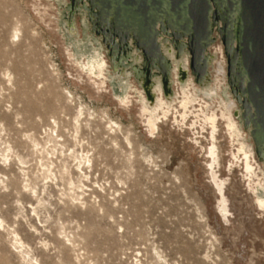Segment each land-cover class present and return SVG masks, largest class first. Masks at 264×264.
Instances as JSON below:
<instances>
[{
    "label": "rangeland",
    "instance_id": "1",
    "mask_svg": "<svg viewBox=\"0 0 264 264\" xmlns=\"http://www.w3.org/2000/svg\"><path fill=\"white\" fill-rule=\"evenodd\" d=\"M70 5L0 0V150L12 148L6 165L0 159V264H264V200L256 197L258 186L264 191L257 167L263 170L264 158L230 85L226 53V90L258 161L247 167L248 152L226 136L220 110L206 111L209 97L195 98L176 82L174 95L153 92L147 100L133 66L115 69L85 9L73 16L75 26L67 25ZM214 39L204 83L190 58L202 94L213 81L211 49L219 43L225 49L218 32ZM94 50L107 66L86 72L74 62L79 56H68L86 59ZM157 74L155 88L163 84ZM52 127L65 148L58 146L57 155ZM73 154L83 157L85 175ZM49 159L55 173L45 179Z\"/></svg>",
    "mask_w": 264,
    "mask_h": 264
},
{
    "label": "water",
    "instance_id": "2",
    "mask_svg": "<svg viewBox=\"0 0 264 264\" xmlns=\"http://www.w3.org/2000/svg\"><path fill=\"white\" fill-rule=\"evenodd\" d=\"M101 16L113 15L116 32H134L138 46L160 54L158 22L165 18L176 38L189 37L186 49L198 78L207 75V48L214 43L213 25L225 45L230 85L252 128L257 152L264 149V0H94ZM216 8L214 10L213 8ZM137 68V67H136ZM135 69V66H134Z\"/></svg>",
    "mask_w": 264,
    "mask_h": 264
},
{
    "label": "bare ground",
    "instance_id": "3",
    "mask_svg": "<svg viewBox=\"0 0 264 264\" xmlns=\"http://www.w3.org/2000/svg\"><path fill=\"white\" fill-rule=\"evenodd\" d=\"M82 9H85L88 12L90 21H91L92 26H93V30L96 33L101 34L104 37L105 43H106L107 48L109 50V54H110V57L112 59V62L114 64L115 69H118L119 67H121L125 71L128 66H133L134 67V64L136 63L137 60H139L142 63V68L139 69V68L135 67V71H136L137 77L140 80V82H141V84L143 86V89L145 91V95H143V96H145L147 100H151L152 101L155 98V96L152 95L153 92L156 93L157 98L160 95V93L162 94V96L164 95V97H165V93L166 94L172 93L174 95V93H175L174 92V86H175L176 82L179 83V86L182 87V90H184L185 86L188 85L190 87L191 91H193V93L195 95V98H200V95L202 96V98L204 100H207L204 96L210 98V101L209 100L204 101L202 98H200L202 101H204L205 105H208V106H206V111L211 110V109H215V111H218V109L220 110V112L222 113L221 120L224 121V125H225L226 136L234 138L236 140V142H238L240 149L242 150L244 148L245 151L248 152L247 155H244V160H245L246 167L249 165V161H251L253 163H258V161L256 159L255 147H254V145L252 143H250L248 141V136L243 132L242 127H241V123L238 121V117L240 116L239 113H238V103L235 100H233V98L229 97L230 92L226 90V85H227V59H226V55H225V49H224L222 43H219V44L215 45L211 49V54L213 56V61L210 62V63H212V71L213 72H212V76L211 77L213 78V81L210 84V88H206L205 93L202 94V89H200L198 86H197L198 89L195 88L196 85H195L194 80H193V78H192V76L190 74V58H191V55L186 50L189 47L190 39L187 36H183L180 39L176 38L175 31L168 27V24H167V21H166L165 18H162L158 22V25H157V28H158L159 33H160L159 36H158V41H159V45H160L161 55H163L165 57L166 56L169 57L170 60L172 61V64H171L170 61H168V60L166 61L165 59H162L160 57V54H158V53L149 54L148 52L145 51V49L143 47L138 46V42H137V39L135 37V33L134 32H128V33L122 32V31L116 32L114 27L112 26V23H113V15H112V13H110L108 17L107 16L106 17H102L101 16V12H100L98 6L96 5V3L94 2V0H71V5L68 8L69 14H70V21L67 23V25L69 27L72 28L73 26H75V22L73 20V16L77 12L81 11ZM213 9L216 10L215 7ZM212 29H213L214 33H216L217 30H218V26L213 25ZM214 36H215V34H214ZM76 44H78L77 41H76ZM99 47H101V46H99ZM126 49H130V51L127 54L124 53ZM217 50H220V51L217 52ZM132 52H136L137 53V57H133L132 56ZM101 53L98 50H94V54L91 57H86V59H84L85 55L83 53L77 54L76 56L74 54H72V53L71 54L69 53L68 56H69L70 59H76L79 56V60H77V59H76V61L74 60L76 65L80 69H82L83 71L90 72V71H94L95 69H97V65H100V64L102 66H107L108 65V64L105 63L104 59L101 57ZM176 54H177L178 57H180L183 54H185V57L183 58V60H180L179 62H177L175 60L176 59V57H175ZM142 57H143V61L140 60ZM80 58H82L81 61H80ZM185 59L187 60L186 64L184 63ZM176 68L178 69L177 73L175 72ZM158 71L162 75L163 84H162L161 80H159L158 84H157V86L155 88L151 81H152L153 78L158 77V74H157ZM171 75H172V78L170 77ZM215 75L221 77L220 80ZM205 78H206V75L202 76V77H198V82L199 83H204ZM217 84H220V86H217ZM96 88L100 89L99 86H97V85H96ZM213 98H216V99L213 100V102H212ZM125 101H126V97L122 98L120 100V103H123ZM223 101H225L226 103H228V105L230 107H232V112L231 111L230 112L226 111L228 107H227V105L224 104ZM158 104H160V103L158 102L157 105ZM231 113H232V118H233V120L236 123L231 119ZM82 114H83L82 111H80L78 113V116L76 117L77 121L79 120V118H80V116ZM210 121L212 123H214L215 122V117H212L210 119ZM110 123L112 125H114L113 122H110ZM76 124H79V123H76ZM54 125H55V123H54ZM56 125H57V123H56ZM118 125H116V126H118ZM114 127H115V125H114ZM49 131H50V128H49ZM54 131H56V129L54 127H52V133L49 134V137H48L50 139V143H53V150H52L51 154L54 153V151L57 149L58 146H62L63 147V145L60 144L62 142V135H60L58 133V131H57V133L54 132ZM112 132H113V130H112ZM53 133L54 134L56 133V135L54 136ZM78 133L80 134V132H78ZM46 134H47V132H46ZM112 134H114V132ZM120 135H123V134L120 132ZM79 137H80V135H79ZM125 138H126V136H125ZM81 139H83V138H81ZM81 139H80V141H81ZM76 141H77V139H76ZM124 141H127V140H124ZM82 142L85 143V140H82ZM128 142L129 141H127V144H128ZM34 143H35L34 146H36V147H38L40 145L39 143H36V142H34ZM86 145H88V144L86 143ZM80 146L78 145V147H80ZM39 147L41 148V145ZM66 147L68 148V145ZM84 147H86V146L84 145ZM11 149L12 148H8V149H6L4 151L0 150V159L4 162L5 165L9 161V157L10 156H9L8 152H10ZM72 150H75V149H72ZM44 151H45V148H44ZM39 152H41V151H39ZM91 152H92V150H91ZM61 153H63V151ZM49 154H48V156L50 158ZM79 154H81V153L79 152ZM90 154L91 153L89 152V155ZM55 155H57V154H55ZM87 155H85V156H87ZM221 155L222 154H220V156ZM61 156H63V155H61ZM260 157L262 158V156H260ZM71 158H73L75 161H79V162H77L78 163V167L77 168H79L78 170H80V168H81L82 174L84 173V175H85L86 171L84 172V165H83L84 163L82 161L83 157H81L82 159L79 160V157L76 154H73ZM57 160H58V158H57ZM90 160L91 159H89V160L87 159L85 161L86 162L87 161L90 162ZM51 161H53V160H50V161L47 160L46 163L42 165L43 168L45 169V171H44V178L45 179H49V177L52 176V174L55 173V172L53 173V171H52L53 169H51L55 162L53 163ZM258 164H257V167H258V169H260V175H261V177L264 178V168L262 167L263 168V170H262L261 167H260L261 165L259 164L260 165L259 166ZM87 165H90V164H87ZM91 167L89 166V168H91ZM248 170H252V167L248 168ZM81 171H80V173H81ZM50 180H51V178H50ZM86 180L87 179H85L84 181H86ZM52 182H53V180H52ZM257 183H258V185L259 184L261 185L260 181H257L255 183V185ZM261 187H262V185H261ZM261 187L260 186L257 187V189L259 191H258L256 197H257V199L259 201L260 200H264V191H262ZM79 188L81 189V187H79ZM87 188L85 187V189H87ZM80 189H78V190H80ZM82 192H84V191H82ZM260 192H263V193L260 194ZM84 194H85V192H84ZM260 206H264V204L261 202ZM17 237H18V234H17ZM16 244H17V246H19L20 249H25L26 245L22 241V239H19V238L16 239ZM158 257H160V256H158Z\"/></svg>",
    "mask_w": 264,
    "mask_h": 264
},
{
    "label": "flooded vegetation",
    "instance_id": "4",
    "mask_svg": "<svg viewBox=\"0 0 264 264\" xmlns=\"http://www.w3.org/2000/svg\"><path fill=\"white\" fill-rule=\"evenodd\" d=\"M186 62H187V60L185 59V60H184V63L186 64ZM177 71H178V69H177Z\"/></svg>",
    "mask_w": 264,
    "mask_h": 264
},
{
    "label": "crops",
    "instance_id": "5",
    "mask_svg": "<svg viewBox=\"0 0 264 264\" xmlns=\"http://www.w3.org/2000/svg\"><path fill=\"white\" fill-rule=\"evenodd\" d=\"M159 97V96H158Z\"/></svg>",
    "mask_w": 264,
    "mask_h": 264
}]
</instances>
